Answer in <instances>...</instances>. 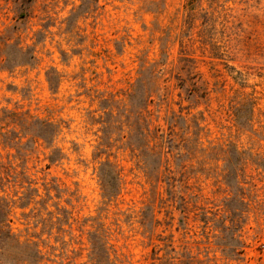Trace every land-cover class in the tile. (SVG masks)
Returning a JSON list of instances; mask_svg holds the SVG:
<instances>
[{
	"label": "rangeland",
	"instance_id": "rangeland-1",
	"mask_svg": "<svg viewBox=\"0 0 264 264\" xmlns=\"http://www.w3.org/2000/svg\"><path fill=\"white\" fill-rule=\"evenodd\" d=\"M0 264H264V0H0Z\"/></svg>",
	"mask_w": 264,
	"mask_h": 264
}]
</instances>
